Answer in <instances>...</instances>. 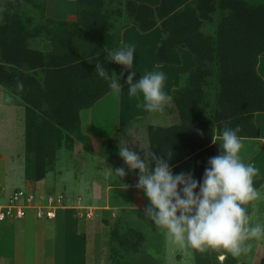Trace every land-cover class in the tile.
<instances>
[{"label":"trees","instance_id":"trees-1","mask_svg":"<svg viewBox=\"0 0 264 264\" xmlns=\"http://www.w3.org/2000/svg\"><path fill=\"white\" fill-rule=\"evenodd\" d=\"M2 3L0 85L20 88L18 92L24 94L22 98L29 105L25 113V180L36 183L44 179L63 141H87L80 133L79 113L112 91L110 81L95 72L96 64L110 76L116 65L107 60L108 55L88 51V44L95 42L100 47L111 41L113 23L123 10L142 33L159 24L163 38L155 53L157 66H179L178 49H186L193 60L186 85L173 96L180 125L150 127L148 132L152 152L163 156L171 151L174 173L192 172L196 180L202 179L207 161L214 157L215 129L217 136L224 127H239L241 139L258 137L253 116L264 112V85L256 71L258 58L264 56V4L159 0V5L151 8L132 0H75L74 22L49 21L67 30L63 52L45 55L49 52H36L27 44L43 29L30 30L32 19L21 17L33 8L44 14V3ZM210 25L214 28L211 34L207 31ZM49 37L52 34L48 32ZM115 45H119L118 38ZM212 78L217 82L214 95L208 94Z\"/></svg>","mask_w":264,"mask_h":264},{"label":"rangeland","instance_id":"rangeland-1","mask_svg":"<svg viewBox=\"0 0 264 264\" xmlns=\"http://www.w3.org/2000/svg\"><path fill=\"white\" fill-rule=\"evenodd\" d=\"M121 1L124 2V0ZM2 2L3 0L1 1L0 10L2 9ZM42 2L45 5L44 14L33 8L26 13L27 15L21 16L22 18L29 16L32 19L29 25L30 30L43 29L40 36L28 41V47L36 52H49L44 53L45 55L54 51L61 53L64 50L62 45L67 30L62 31V29L60 30L49 21L74 22L77 9L75 0L74 3H72L73 0H39V3ZM250 3L258 5V3H264V0H250ZM55 14L68 15L62 18ZM213 20L212 25L215 27L218 22L217 16ZM130 22V18L123 10L122 16L117 17L113 23L112 31L110 32L112 40L100 45V47L95 46V42L89 43L88 51L99 54L102 52V56H104L118 48L134 46L136 58L133 70L136 72V80L152 71H162L166 76L164 91L169 96V100L163 110L159 112L160 115H163L164 113L162 114L161 112L175 108L173 96L186 85L188 74L194 66L189 70L186 69V65L192 60L191 55L186 49H178L181 59L179 66H157L155 53L163 38L159 24L151 31L142 33ZM207 31L211 34L214 28L210 25ZM48 32L49 35L52 34L49 39L47 38ZM73 38V36L70 38V44H68L70 48L72 47ZM116 38H118L119 43L117 47L115 45ZM43 44H48L49 49L47 50V47L43 46ZM51 49H53L52 52H50ZM176 67H179V69ZM130 71L122 65L116 64L114 66L112 77L120 80L122 91L117 92V96L112 97L111 101L107 99L95 109V111L102 110L103 117H94L96 119L94 127L100 126L104 128L107 123L113 122L110 114L116 116L118 110L121 111L124 117H128L130 114L132 120L141 122V124L145 123L143 118L139 119L132 116L143 115L142 117H145L147 115L149 117H146L150 119L157 113H149L144 109L142 96H130L128 94L126 81ZM178 76L179 81L174 85L173 88L175 89L170 92L171 84L175 83ZM216 84V78H212L210 81L212 87L209 88L208 94L214 95L217 88ZM16 89L0 85V196H7L17 190L33 193L37 197L63 196V204L61 205L63 207L57 211L55 217L50 221L36 220L33 210L26 211L24 220L7 221V223H14L13 226L16 227L18 225L23 229L22 235L17 239V246L18 249L23 246L25 252L23 256L20 255L22 260L17 264H53L51 254L55 250L49 238L51 232L48 231H51L50 226L57 223L55 219L60 211H64L61 214H63V217L66 216L65 223L69 219L68 214L70 211L75 214L77 226L91 222L92 229L88 238L92 243L95 242V245H89L88 260L86 261L84 245L78 244L79 241L72 239V236L69 235V229L64 230L65 245L64 243L61 245L64 247L63 249L58 247L57 252L58 254L62 252L61 256L64 264H133L136 258L147 254L152 255L153 264H165L164 256L168 254L170 255L166 257L168 258V264H196V253L200 251L193 248L180 249L174 245L162 228L155 226L151 221L144 218L143 211L131 209L133 207H130L133 200V198H130L131 196L121 197L115 193H108L107 199L105 197L104 199H98L99 196L96 194L98 191L94 194L95 196H88L90 192L85 187L88 184L92 186V184L101 183L100 178L103 177L101 175L103 172H105L106 176L103 177L104 181H102V184L119 183L115 182L117 176L111 172V170H116V166L118 167L116 163L119 157V144L115 135L108 140L100 142L96 145V149H93L88 136H86L88 140L83 142H79L76 139H73L72 142L63 141L59 144L60 147L56 148L54 164L46 172L44 179L36 183L25 180L24 168L25 160L28 156L25 147V113L29 105L22 98L24 94L18 92L20 88L16 87ZM110 93L113 94L115 91L112 90ZM118 96L119 100H117ZM83 117L85 118L86 114ZM30 156L33 157V153ZM101 168L103 169L102 173L100 171ZM108 174L111 175L108 176ZM95 186L97 188V185ZM80 189L81 191H79ZM75 190L81 193H72ZM92 198L98 201L93 202ZM106 200L109 201V206L106 204ZM106 206L110 211H103ZM110 207H115L116 209H109ZM61 214H59V219L62 217ZM3 224H6V221ZM33 231L35 236L34 245L31 243ZM24 240L28 241L27 245L23 243ZM57 241L58 243L61 242L59 238H57ZM124 242L125 246H123ZM260 243L261 241L252 242V251L248 255L239 258L233 257L230 253L223 250H216L215 253H224L220 258H223V256L225 258L224 262L222 259H219V261L216 258L214 264H257L259 260L258 254L261 253V256L264 257V252H260L258 248ZM93 246H95V250ZM19 253L21 254V251Z\"/></svg>","mask_w":264,"mask_h":264},{"label":"clouds","instance_id":"clouds-1","mask_svg":"<svg viewBox=\"0 0 264 264\" xmlns=\"http://www.w3.org/2000/svg\"><path fill=\"white\" fill-rule=\"evenodd\" d=\"M135 58L134 46L118 48L107 56L108 61L131 70L126 81L128 94L142 96L143 107L149 113L162 111L169 100L164 91V72H148L136 80ZM95 72L110 81L112 90L122 91L120 80L113 79L99 63ZM239 132V127H224L218 139L213 138V143L220 146L219 154L209 158L200 181L192 172H173L171 151L157 156L141 147L142 158L126 142L118 145V155L128 169L138 170L135 187L149 201L144 218L162 228L178 248H193L202 253L223 250L239 258L252 251V242H264V220L253 221L248 209L261 196L253 185L258 169L241 158L243 144ZM111 172L119 181L126 176L123 168Z\"/></svg>","mask_w":264,"mask_h":264},{"label":"crops","instance_id":"crops-1","mask_svg":"<svg viewBox=\"0 0 264 264\" xmlns=\"http://www.w3.org/2000/svg\"><path fill=\"white\" fill-rule=\"evenodd\" d=\"M134 1L138 2L139 4L148 5L152 8L157 7L159 5V0H134ZM243 1H246L247 3L251 4L250 0H243ZM72 3H74V0ZM258 4H264V3H258ZM55 15H58L59 17L63 18V17H67L68 14L66 15L55 14ZM43 46H46L47 50L49 49L48 44H43ZM190 61L191 62H188V64L186 65L187 70H189L193 66L192 60ZM176 68L179 69V67H176ZM256 71L259 77L261 78V80L263 81V85H264V56H260L258 58ZM178 81H179V76L176 79L175 83L171 84L170 92L175 89L173 87L174 85L178 83ZM115 96H117L116 91L113 94L108 93L105 97L97 101L91 108L84 109L79 113L80 133L87 140L88 138L86 136L89 137V139L91 140L93 149H96L95 148L96 145H98L100 142L104 140H108L115 135L118 139L119 145H122L126 142L132 148V150L136 151L137 154L141 155V157L143 158L144 152L141 149V147L143 149H150L149 140H148V132H149L150 127L159 128V129H167V128L179 126L181 123V120H180V117H179V114L176 108L167 109L168 111L164 109L165 111L161 112L162 114L164 113L163 115H160L159 113L160 111H159L156 114H154L150 119L147 118L149 117L147 115H146L147 117L146 116L142 117L143 115H137L138 117L135 115L132 116V117L139 118V119L143 118V121H145V123H142V124L141 122L132 120V118L130 117L131 116L130 114L128 117L127 116L124 117V115L121 114V111L118 110L116 116H114L113 114H110L113 122L107 123V125L104 128L100 126L94 127V124L96 122L95 121L96 119L94 117L96 118H99V116L100 118L103 117L102 110L95 111V109L100 105V103H103V101H106L107 99L111 101V99H113ZM119 99L120 98L118 96L117 100ZM85 114H86V117L84 118L83 115ZM253 123L258 131V137L241 139L243 148L241 150L240 155L245 163L252 164L258 169L257 175L253 178V185L260 192L261 196L258 200L248 205L249 213L252 216L253 221H255L258 219L264 220V112L255 113L253 116ZM216 133L217 132L215 129L214 137H213L214 139H218V136ZM154 134L158 135L161 133L155 132ZM212 145L214 146V152H213L214 156H216L219 154L220 146L217 143H213V140H212ZM116 164L118 165V167L116 166V169L123 168L126 172V176L121 178L120 181H119V178L117 177L115 182H119V183H116V184L107 183L104 185L102 184V181H104L103 177L106 176V174L105 172H103V169L101 168L100 171L101 173L103 172V174H101L103 177L100 178L101 183L95 184L97 185V188L94 184H92V186L88 184V186L85 187V189H88L90 192V195L88 196L94 195L96 191H98V193H96L97 196H99L98 199H102V198L104 199V197L107 199L108 193H115L121 197L131 196L130 198H133V200L131 199L132 205H130V207L133 206L131 209H138L140 212L142 211L144 212V209L149 204V201L144 196L143 192L138 190L135 187L137 180H138V170L137 171L129 170L127 165L125 164V162L120 156L118 157V161ZM110 175L111 174H108V176ZM108 181L110 182V180ZM124 185H126V187ZM82 188L84 187L82 186ZM79 191H81V189ZM74 192L77 194L81 193V192H78V190H75L72 193ZM79 195H82V194H79ZM92 199H93V202L98 201L97 199H94V198ZM108 202L109 201L106 200V204L109 206ZM106 207L103 208V211H110L108 210V207L107 208ZM109 209L115 210L116 208L110 207ZM140 212L139 214H141ZM61 213H64V211L59 212V214ZM59 214L57 215V218L55 219L57 223L50 226L51 231H48V232H51V236H49V238L51 239L50 241L52 242V246H54V250H55V252L51 254V261L53 262V264H62L64 262L63 257L61 256L62 252L59 254L57 252H58V247H61V249L64 248L61 245L63 243L65 245L66 238H65L64 230L66 229H69V235L72 236V239H74L77 242L79 241L78 244L81 243V245H84L83 248L86 253L85 260L87 261L88 260L87 252L89 249V245H95V242L92 243L91 240L88 238V236L91 234L90 231L92 229L91 222H88L87 224H82V226H77L76 224L77 220L75 218L74 212L70 211V213L68 214L69 219L67 218L68 220L66 223H65L66 216L63 217V214H61L62 217L59 219ZM22 220H24V218ZM3 223L4 222L0 223V264H17L18 262H21L22 260L20 255L23 256L25 252V249L23 246L22 248H19V249L17 246L18 245L17 239L19 236L22 235L23 229L18 225L16 227L13 226L14 223L12 222L7 223L6 221V224H3ZM34 237L35 236H34V231H33V239L31 242L33 243V245H34ZM57 238L61 240L60 243H58ZM23 243L27 245L28 241L24 240ZM93 247L95 250L96 249L95 246ZM258 248L260 252H264V242H261ZM19 250L21 251V254L19 253L20 252ZM215 252L216 250H211V251L208 250L203 253L202 252L196 253L197 254L196 264H214V261L216 258L218 260L222 259L224 262L225 256H223V258H220L222 255H224V253H215ZM169 256H170L169 254L164 256L165 264H168V258L166 257H169ZM258 256H259V260L257 264H259L261 260H264V257L261 256V253L258 254ZM153 263H154V259L152 255L147 254V255H143V256L136 258L133 264H153Z\"/></svg>","mask_w":264,"mask_h":264},{"label":"built area","instance_id":"built-area-1","mask_svg":"<svg viewBox=\"0 0 264 264\" xmlns=\"http://www.w3.org/2000/svg\"><path fill=\"white\" fill-rule=\"evenodd\" d=\"M63 196H35L33 193L17 190L7 196H0V223L22 220L27 210L35 212V218L50 221L63 206Z\"/></svg>","mask_w":264,"mask_h":264}]
</instances>
